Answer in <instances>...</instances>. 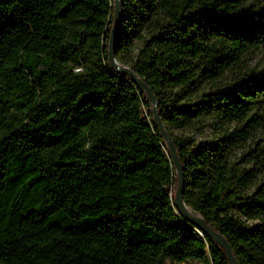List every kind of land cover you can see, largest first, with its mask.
Wrapping results in <instances>:
<instances>
[{
  "label": "trees",
  "instance_id": "trees-1",
  "mask_svg": "<svg viewBox=\"0 0 264 264\" xmlns=\"http://www.w3.org/2000/svg\"><path fill=\"white\" fill-rule=\"evenodd\" d=\"M119 1L114 58L155 97L185 205L238 264H264V70L242 68L264 0ZM113 12L0 0V264H227L173 203L145 92L109 64ZM206 118L234 126L199 144L172 133Z\"/></svg>",
  "mask_w": 264,
  "mask_h": 264
},
{
  "label": "water",
  "instance_id": "water-1",
  "mask_svg": "<svg viewBox=\"0 0 264 264\" xmlns=\"http://www.w3.org/2000/svg\"><path fill=\"white\" fill-rule=\"evenodd\" d=\"M113 7H114V12H113V24L110 29V35H109V40H108V46H107V57L109 64L111 67L116 70L117 72L120 73H125L129 75L132 79V81L141 89L145 92L147 99L151 103V112L153 119L157 125L159 135L163 139L171 161L173 163V166L176 171V186L174 190V197H173V203L175 207L180 211V213L183 215V217L187 220L189 223H193L194 225L198 226L202 232H204L209 239H211L215 244H217L224 252L225 259L227 261V264H238L233 251L231 249V246L229 245L228 241L218 232L210 228L204 220L196 213H194L192 210H190L184 203L183 201V196H182V189H183V174H182V164L179 160V157L176 152V148L174 145V142L170 135L167 133L164 124L158 114L157 111V106H156V100L151 92L150 88L146 85V83L137 77L134 72L128 68L125 65H121L118 63L113 54V47H114V42H115V33L116 29L118 27V22H119V16H120V1L119 0H113ZM197 233L199 236L202 237V233L197 230Z\"/></svg>",
  "mask_w": 264,
  "mask_h": 264
},
{
  "label": "rangeland",
  "instance_id": "rangeland-1",
  "mask_svg": "<svg viewBox=\"0 0 264 264\" xmlns=\"http://www.w3.org/2000/svg\"><path fill=\"white\" fill-rule=\"evenodd\" d=\"M136 49H132V54H135ZM122 65V64H121ZM242 68L254 69L256 72L264 70V45H259L252 51L248 52L244 58ZM234 123L221 124L212 122L210 118H206L203 123H198L190 130L172 131L173 135L182 137L187 143L199 144L201 142L215 139L222 131L230 130ZM258 137L252 138L250 142L255 143ZM181 264H200L197 261L190 260Z\"/></svg>",
  "mask_w": 264,
  "mask_h": 264
}]
</instances>
